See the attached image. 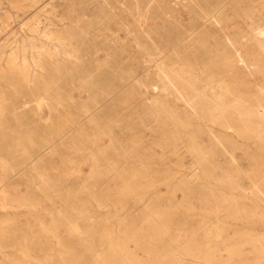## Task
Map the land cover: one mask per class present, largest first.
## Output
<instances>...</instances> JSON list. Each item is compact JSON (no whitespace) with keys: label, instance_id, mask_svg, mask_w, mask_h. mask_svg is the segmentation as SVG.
Listing matches in <instances>:
<instances>
[{"label":"rangeland","instance_id":"1","mask_svg":"<svg viewBox=\"0 0 264 264\" xmlns=\"http://www.w3.org/2000/svg\"><path fill=\"white\" fill-rule=\"evenodd\" d=\"M176 3L177 21L173 31L163 20L157 27L162 32L159 63L166 70L162 73L155 67L145 70L104 67L113 62L118 64L122 57L117 55L106 57L103 67H99L94 65L96 54H84L80 60L89 67L36 71L25 74V78L17 75L14 84L9 81L1 84L0 264H102L110 253L109 246L102 244L103 230L109 231L114 240L125 241V255L132 256L138 264H179L180 261V264H244L247 261L264 264L261 255L255 253L264 248L263 240H257L259 235L264 236V201L253 187L258 185L264 192V145L244 129L238 113L230 105L214 109L211 103L195 94L196 90L186 87L183 80L176 81L174 73L182 68L180 72L190 69L199 78L203 76L200 88L214 79V82L225 81L237 98L250 100L258 94L257 97L262 96L264 73L260 70L264 66V38L254 39L247 32L251 23L248 17L255 13L262 18V23L255 20L257 25L264 26V0H209L206 6L191 8ZM167 4L168 1H163L164 8ZM13 27L15 33L24 32V25L19 22H14ZM3 40L0 36V46ZM131 58L136 57L131 55ZM143 59L144 65L150 64L149 56ZM250 102L253 109L261 105L260 109H264V95L262 101ZM175 119L186 127V137L181 136L184 129H178ZM190 137H195L198 149L203 148L205 155L210 156L208 159L214 157V162L210 160L211 163L203 165L195 160ZM225 141L231 144L226 145ZM196 161L203 165H200L202 170ZM212 167L216 168L215 172ZM206 169L215 177L211 174L205 178ZM194 173L198 176L194 175L196 179L192 177ZM229 176L232 183L224 180ZM232 198L235 205L244 208L246 216L232 218L227 214L232 209ZM159 212L169 215L165 226L162 222L158 227L165 235L157 234L153 224L160 222L154 216ZM135 233H139V239L130 240ZM91 235L95 247L88 250ZM259 242L263 245L259 246ZM193 244L200 246L201 251L192 260L185 256L184 249ZM156 252L164 255L154 258L152 255ZM208 256L213 257L212 261ZM122 261L119 264H124Z\"/></svg>","mask_w":264,"mask_h":264},{"label":"bare ground","instance_id":"2","mask_svg":"<svg viewBox=\"0 0 264 264\" xmlns=\"http://www.w3.org/2000/svg\"><path fill=\"white\" fill-rule=\"evenodd\" d=\"M49 0H0V36H2V39H4L3 43H1L0 46V87L1 84L5 81H9L10 84H14L15 78L17 75H25L30 74L32 72L36 71H46V70H67V69H82L89 67L88 64H84L81 62V58L84 54H96V60L94 64L95 66L103 67V61L106 57L111 55H117L122 57L121 60H119L115 64V62L110 63L104 67H121L123 69H152V67L158 68V70L161 71V73L165 70L163 65L159 63L160 61V54L162 53L160 48V39L162 36V32L159 30L158 25L159 21L163 20L169 25V30L173 31V25L177 21V16H175L174 13V7L177 4L176 2H180L183 6L187 8H191L193 5H203L206 6L209 4V0H186L184 2L183 0H166L168 1V4L166 7H163V1L165 0H54V2L49 3ZM52 1V0H51ZM175 2L173 5H169L171 2ZM228 3V2H227ZM227 4H225L226 6ZM224 7V6H223ZM130 8L132 9V13L130 12ZM221 10V9H220ZM222 11V10H221ZM220 11V12H221ZM3 12H5V15H3ZM226 12V11H225ZM219 13V12H218ZM216 14V13H215ZM214 14V15H215ZM217 15V14H216ZM259 13H255L254 15L249 16L248 18L251 20V23L248 24L249 36H252L254 39L257 38V36L264 38V26L260 27L257 25V21L262 23L261 16L258 17ZM261 15V14H260ZM185 16V15H183ZM256 16L258 17L256 19ZM91 17V18H90ZM94 17L93 20H91ZM182 17V16H181ZM188 17V16H187ZM213 17V16H212ZM211 17V18H212ZM257 20V21H255ZM192 21V20H191ZM212 21V20H211ZM210 21V22H211ZM14 22H19L24 25V29L21 33H15L13 24ZM207 22V21H206ZM205 24V23H204ZM207 25V24H206ZM188 26V25H187ZM153 27L154 30H153ZM23 28V27H22ZM204 28V27H203ZM202 29V28H201ZM146 30H148L146 32ZM150 30V31H149ZM153 30V31H152ZM199 30V29H198ZM197 30V31H198ZM196 31V32H197ZM195 32V31H194ZM199 32V31H198ZM245 33V32H244ZM243 33V34H244ZM153 34V35H152ZM147 38V36H149ZM248 37V36H247ZM250 38V37H248ZM185 40V39H184ZM251 40V39H250ZM183 42V41H182ZM214 42V41H213ZM115 45L118 47L115 49ZM259 47V46H258ZM212 48V47H211ZM242 48V47H241ZM253 48V47H252ZM174 49V48H173ZM244 49V48H243ZM261 51V50H260ZM259 51V52H260ZM262 52V51H261ZM169 53V52H168ZM254 53V52H253ZM188 54V53H187ZM222 54V53H221ZM131 55H134L136 58H131ZM147 55L150 58V64L144 65L143 62L145 61L143 57ZM166 55V54H165ZM171 55V53H170ZM225 55V54H224ZM167 56V55H166ZM165 56V57H166ZM164 57V56H163ZM138 58V59H137ZM257 58V57H256ZM163 59V58H162ZM164 60V59H163ZM224 60V59H223ZM192 61V60H191ZM232 61V59H231ZM259 63V62H258ZM170 64V63H169ZM198 64V63H197ZM264 64V63H262ZM175 65V64H174ZM243 65V64H242ZM173 67V66H171ZM192 68V66H190ZM199 67V66H198ZM167 68V67H166ZM179 69V68H178ZM182 68H180L181 71ZM196 69V68H195ZM198 69V68H197ZM104 70V69H103ZM170 70V68H169ZM184 70V69H183ZM190 70V69H189ZM183 71L176 73L174 71L175 76H177V80H183L182 83L186 84V87L192 88L191 91L196 90L197 96L200 98L205 99V102L211 103L210 105L213 106L216 110H221L226 105H230L233 110H235L238 113V118L245 126L244 129L248 130L249 134L252 136H257L258 139L262 142L261 144L264 145V109H260L262 107L261 103H258L261 105L259 109H253L254 105L253 100H263V95L260 97H257L250 100H246L245 98H237L236 93L231 90L230 84L227 85V83L222 81H215L216 79H213L212 81H208L207 84H205L202 88L199 86L203 84L200 78L193 72ZM231 70V69H230ZM238 70V69H237ZM149 71V70H148ZM166 71V70H165ZM235 71V70H234ZM262 73H264V66H261ZM68 72V71H67ZM145 72V71H144ZM143 72V73H144ZM159 72V71H158ZM170 72V71H168ZM160 73V72H159ZM160 73V74H161ZM172 73V71H171ZM169 73V74H171ZM232 73V72H231ZM234 73V72H233ZM168 74V73H167ZM166 74V75H167ZM165 75V74H164ZM165 75V76H166ZM172 76V75H171ZM174 76V77H175ZM161 77V76H160ZM218 77V76H216ZM21 78V77H20ZM25 78V76H24ZM28 78V77H27ZM164 78V77H163ZM52 79V78H51ZM211 79V78H210ZM219 79V78H218ZM19 80V79H17ZM167 80V78L165 79ZM172 80V79H171ZM209 80V79H208ZM222 80V77H221ZM23 81V80H22ZM136 81V80H135ZM170 81V80H169ZM175 81V82H176ZM232 81H235L232 79ZM8 83V82H7ZM16 83V82H15ZM168 83V81H167ZM174 83V81H173ZM242 83V82H241ZM245 83V82H244ZM171 84V83H170ZM182 85V84H181ZM241 85V84H240ZM8 86V84H7ZM141 86V85H140ZM173 85H171L172 87ZM180 86V84H179ZM235 86V85H234ZM238 86V85H237ZM15 87V86H14ZM185 87V88H186ZM239 87V86H238ZM139 88V87H138ZM184 88V89H185ZM1 89V88H0ZM148 89V88H147ZM188 89V90H189ZM194 89V90H193ZM13 90V88H12ZM176 90V89H175ZM183 90V89H182ZM187 90V89H186ZM20 91V90H19ZM44 91V90H43ZM181 91V90H180ZM163 92H165L163 90ZM190 92V91H189ZM260 92V91H259ZM177 93V92H176ZM192 93V92H191ZM13 94V93H12ZM63 94V93H62ZM119 94V93H118ZM186 94V93H185ZM181 95V94H180ZM178 94V96H180ZM241 96V95H240ZM253 96V95H252ZM196 97V96H195ZM198 97V98H199ZM219 97V98H218ZM6 98V97H5ZM25 98V97H24ZM181 98V97H180ZM197 98V97H196ZM199 98V99H200ZM247 98V97H246ZM129 99V98H128ZM5 99L3 98V101ZM12 100V98H11ZM184 100V98H183ZM109 101V100H108ZM190 101V100H189ZM160 102V101H159ZM228 102V103H227ZM250 102V104L248 103ZM40 103V102H39ZM157 103V102H156ZM204 103V102H203ZM252 103V104H251ZM2 104V102H1ZM10 104V103H9ZM158 104V103H157ZM186 104V103H185ZM264 104V103H263ZM51 105V104H50ZM94 105V104H93ZM253 105V106H252ZM5 106V105H4ZM2 106V107H4ZM164 106V105H162ZM193 108L194 106L191 105ZM207 106V105H206ZM160 107V106H159ZM200 107V106H199ZM202 107V106H201ZM264 107V106H263ZM1 108V107H0ZM7 108V107H6ZM100 108V107H99ZM98 108V109H99ZM209 108V106H208ZM227 108V107H226ZM4 109V108H3ZM84 109V108H83ZM167 109V108H166ZM196 109V107H195ZM230 109V107H228ZM8 110V109H7ZM225 110V109H224ZM4 111V110H3ZM166 111V110H165ZM164 111V113H165ZM169 111V110H168ZM191 111V110H190ZM202 111V110H201ZM208 111V110H207ZM8 113V112H6ZM168 113V112H167ZM170 113V114H169ZM169 117L171 115V111L169 112ZM10 114V113H9ZM19 114V113H18ZM42 114V113H41ZM1 115V114H0ZM3 115V114H2ZM1 115V116H2ZM5 115V114H4ZM161 115V114H160ZM0 116V117H1ZM167 116V115H166ZM188 117V115H186ZM165 117V116H163ZM235 117V116H234ZM166 119V118H165ZM172 119V118H171ZM199 119V118H198ZM169 120V119H168ZM176 120V119H175ZM238 120V119H236ZM3 121V120H2ZM167 121V120H166ZM170 121V120H169ZM200 121V120H199ZM173 122V121H172ZM1 123V122H0ZM178 129L181 127L183 128V123L180 121H177ZM200 123V122H199ZM234 123V122H233ZM2 124V123H1ZM3 125V124H2ZM203 125V124H202ZM236 125V123H235ZM240 125V124H237ZM175 125V128L177 127ZM191 126V125H190ZM189 126V127H190ZM228 126V125H227ZM242 127V124L240 125ZM77 127V126H76ZM188 127V129H189ZM236 127V126H235ZM234 127V128H235ZM238 127V128H241ZM174 128V129H175ZM180 128V129H181ZM237 128V127H236ZM74 129V128H73ZM72 129V130H73ZM172 129V128H171ZM184 129V128H183ZM182 130V129H181ZM239 130V129H237ZM236 130V131H237ZM243 130V129H242ZM240 129V132L242 131ZM243 130V132H245ZM96 131V130H95ZM177 129H175V132ZM183 132L181 133L184 135V131L187 132V129L185 127ZM178 132V131H177ZM210 132V131H209ZM242 132V133H243ZM24 133V132H23ZM174 133V132H173ZM172 133V134H173ZM180 134V132H178ZM177 134L174 133V137ZM187 135H190L187 134ZM220 135V134H219ZM1 136V135H0ZM66 136V135H65ZM102 136V135H101ZM172 136V137H173ZM180 135H178L179 137ZM185 136V135H184ZM212 136V135H211ZM34 137V136H33ZM186 137V136H185ZM214 137V135H213ZM220 137V136H219ZM4 138V137H2ZM68 138V137H66ZM184 138V137H183ZM198 139V137L196 136ZM206 138V136H205ZM74 139V138H73ZM80 139V138H79ZM180 139V137L178 138ZM191 139V151L196 156L195 160L198 159L200 163H204L203 165H206L207 163H211L214 160L208 159L209 157L205 155L204 149H198L197 141L195 137H190ZM207 139V138H206ZM214 139H216L214 137ZM229 139V137L227 138ZM20 140V139H19ZM40 140V139H39ZM176 140V139H175ZM217 140V139H216ZM225 140V139H224ZM235 140V139H234ZM75 141V140H74ZM113 141V140H112ZM140 141V140H139ZM174 141V140H173ZM180 141V140H179ZM189 141V140H188ZM206 141V140H205ZM221 141V139H220ZM232 141V140H231ZM63 142V141H62ZM142 142V141H141ZM175 142V141H174ZM173 142V144H174ZM183 142V141H182ZM217 142V141H216ZM226 145L229 143L228 141H225ZM228 142V143H227ZM252 142V141H251ZM99 143V142H98ZM179 144V142H176ZM181 143V141H180ZM204 143V141H203ZM202 143V144H203ZM212 143V142H211ZM220 143V142H219ZM223 143V141L221 142ZM220 143V144H221ZM3 144V143H2ZM174 144V145H178ZM185 144V143H184ZM231 144V143H229ZM237 144V143H236ZM235 144V145H236ZM183 145V143H182ZM181 145V146H182ZM189 145V144H188ZM217 145V144H216ZM215 145V146H216ZM233 145V144H232ZM234 145V146H235ZM24 146V145H23ZM138 146V145H137ZM180 146V145H179ZM185 146V145H183ZM221 146V145H220ZM224 146V143L222 147ZM231 146V145H230ZM188 147V146H187ZM232 147V146H231ZM190 148V145H189ZM80 149V148H79ZM91 149V148H90ZM184 149V148H183ZM210 149V148H209ZM219 149V147H218ZM224 149V148H223ZM186 150V148H185ZM241 150V148H240ZM188 151V150H187ZM223 151V150H222ZM262 151V150H261ZM191 152V153H192ZM214 152V151H213ZM212 152V153H213ZM224 152H226L224 150ZM176 153V152H175ZM210 153V152H209ZM211 153V154H212ZM219 153V152H218ZM244 153V152H243ZM214 154V153H213ZM52 155V154H51ZM210 155V154H209ZM173 156V155H172ZM192 156V155H190ZM216 156V155H214ZM48 157V156H47ZM189 157V156H188ZM194 157V156H193ZM216 158V157H215ZM232 158V157H231ZM246 158V157H245ZM37 159V158H36ZM192 159V157H191ZM251 159V158H250ZM40 160V159H39ZM193 160V159H192ZM212 160V161H210ZM216 160V159H215ZM219 159H217L218 162ZM233 160V158H232ZM252 160V159H251ZM189 161V160H188ZM194 161V160H193ZM196 161V162H198ZM220 161V160H219ZM216 162V161H215ZM232 162V161H231ZM195 163V162H194ZM199 164V168L202 170V164ZM206 163V164H205ZM41 164V163H40ZM45 165V164H44ZM66 165V164H65ZM202 165V166H200ZM214 165V164H213ZM212 165V166H213ZM28 166V165H27ZM142 166V165H141ZM195 166V164H194ZM193 166V167H194ZM211 167V165H208ZM207 166V169H210ZM217 166V165H214ZM213 166V167H214ZM43 167V166H42ZM192 167V168H193ZM212 167V168H213ZM4 168V167H3ZM204 168V167H203ZM206 168V167H205ZM39 169V168H38ZM196 169V168H195ZM206 169V170H207ZM214 169V168H213ZM216 169V168H215ZM215 169L213 172H215ZM194 170V169H193ZM197 170V169H196ZM199 170V169H198ZM200 170V172H201ZM204 170V169H203ZM192 171V170H191ZM207 170V175L204 174V177L211 175L212 172H209ZM212 171V169H211ZM217 171V170H216ZM4 172V171H3ZM171 172V171H170ZM169 172V174H170ZM196 172V171H195ZM203 172V171H202ZM221 172V170H220ZM49 173V171H48ZM199 173V171H198ZM205 173V172H204ZM19 174V173H18ZM140 174V173H139ZM173 174V173H172ZM171 174V175H172ZM228 174V173H227ZM232 174V173H231ZM134 175V173H133ZM174 175V174H173ZM177 175V174H176ZM195 173L192 175L193 178ZM213 175V174H212ZM230 175V174H229ZM234 175V174H233ZM33 176V175H32ZM47 176V175H46ZM50 176V175H49ZM167 176V175H166ZM175 176V175H174ZM172 176V178L174 177ZM197 176V175H195ZM202 176V175H201ZM214 176V175H213ZM191 177V178H192ZM198 177V176H197ZM205 177V178H206ZM211 177V176H210ZM215 177V176H214ZM225 177V175L223 176ZM46 178V177H45ZM202 178V177H201ZM218 178V177H217ZM132 179V178H131ZM170 179V178H169ZM196 179V178H195ZM204 179V178H202ZM209 179V178H208ZM11 180V179H10ZM29 180V179H28ZM135 180V178H134ZM134 180H132L134 182ZM226 180L228 183H232V178L229 176ZM30 181V180H29ZM137 181V180H136ZM222 181V180H221ZM213 182V181H212ZM218 182V181H217ZM225 182V181H224ZM189 183V182H188ZM33 184V183H32ZM133 184V183H132ZM137 185V184H135ZM134 185V186H135ZM219 185V184H218ZM133 186V187H134ZM152 186V184H151ZM155 186V185H154ZM127 187V186H126ZM150 187V186H149ZM148 187V188H149ZM255 187L256 194L261 199V201H264V192L261 189L260 186L256 185ZM136 188V187H134ZM138 188V186H137ZM141 188V187H140ZM152 188V187H150ZM32 189V188H31ZM145 189V188H144ZM147 189V188H146ZM253 189V188H252ZM126 190V189H125ZM138 190V189H137ZM154 190V189H153ZM175 190V189H174ZM235 190V189H234ZM251 189H249L250 191ZM130 191H132L130 189ZM142 191V190H141ZM148 191H151L148 189ZM233 191V190H232ZM253 191V190H252ZM3 192V191H2ZM128 192V191H127ZM138 192V191H137ZM246 192V191H245ZM251 192V191H250ZM130 193V192H129ZM134 193V192H133ZM139 193H141L139 191ZM214 193V192H213ZM248 193V192H246ZM252 193V192H251ZM250 193V194H251ZM44 194V193H43ZM126 194V193H125ZM124 194V195H125ZM138 194V193H136ZM142 194V193H141ZM218 194V193H217ZM255 194V195H256ZM1 195V194H0ZM123 195V194H122ZM130 195V194H128ZM149 195V194H148ZM168 195V194H167ZM213 195V194H212ZM2 196V195H1ZM22 198V197H21ZM58 198V197H57ZM95 198V197H94ZM168 198V197H167ZM200 198V197H199ZM223 198V197H222ZM250 198V197H248ZM247 198V199H248ZM161 199V198H160ZM45 200V199H44ZM60 200V199H59ZM225 200V199H224ZM257 200V199H256ZM175 201V200H174ZM226 201H224L225 203ZM234 200L232 198L230 206L227 214L237 218L239 215L243 217L244 208H242L240 205H235ZM256 203V202H255ZM43 204V203H42ZM140 204V203H139ZM216 204V203H215ZM53 206V205H52ZM228 206V205H227ZM256 206V205H255ZM187 207V206H186ZM192 207V206H191ZM261 206H259L260 209ZM85 208V207H84ZM198 208V207H196ZM251 208V207H249ZM248 208V209H249ZM255 208V207H254ZM5 209V208H4ZM252 209V208H251ZM169 210V209H168ZM172 210V209H171ZM170 210V211H171ZM187 210V209H186ZM191 210V209H190ZM222 210V209H221ZM175 211V209H174ZM173 211V213H174ZM188 211V210H187ZM218 211V210H217ZM52 212V211H51ZM149 212V211H148ZM165 212V210H164ZM168 212V211H166ZM165 212V213H166ZM177 212V211H176ZM190 212V211H188ZM194 213V210L192 211ZM190 212V213H192ZM196 212V211H195ZM250 212V211H249ZM248 212V213H249ZM165 213H153L156 217L155 219L160 220V222H153L155 227L160 226L162 223V226H165L163 224L166 223L167 216L169 215ZM218 212H216L217 214ZM148 214V213H147ZM151 214V213H150ZM171 214V213H170ZM176 214V213H175ZM205 214V213H204ZM210 214V213H209ZM212 214V213H211ZM219 214V213H218ZM226 214V215H227ZM188 215V214H187ZM196 215V214H195ZM246 216V214H244ZM263 215V214H262ZM175 216V215H174ZM189 216V215H188ZM191 216V215H190ZM225 216V215H224ZM147 217V216H146ZM151 217V215H150ZM175 216L174 218H176ZM187 217V216H186ZM219 217V216H218ZM221 217V216H220ZM219 217V218H220ZM226 218H230L225 216ZM224 217V218H225ZM154 218V217H153ZM217 218V216H216ZM234 218V219H235ZM249 218V216H248ZM149 219V215H148ZM190 219V218H188ZM244 219V218H243ZM246 219V218H245ZM86 220V219H85ZM171 220V219H170ZM170 220H167L170 221ZM205 220V219H204ZM238 220V219H236ZM241 220V218L239 219ZM249 221L247 223L250 222ZM147 221V220H146ZM150 221H152L150 219ZM232 221H234L232 219ZM245 221V220H244ZM72 222V221H71ZM87 222V221H86ZM237 222V221H236ZM144 223V222H143ZM146 223V222H145ZM160 223V224H159ZM149 224L146 223L145 225ZM152 222H150V226L153 225ZM144 225V224H143ZM144 225V226H145ZM153 225V227H154ZM1 226V225H0ZM51 226V225H49ZM152 227V228H153ZM154 227V228H155ZM161 227V226H160ZM2 228V227H1ZM55 228V227H54ZM95 227V232L97 231ZM149 228V227H148ZM151 228V229H152ZM90 229V228H89ZM108 229V228H107ZM160 229V228H159ZM157 230V234L164 232L161 230ZM53 230V229H52ZM143 231V227L141 229ZM150 230V229H149ZM167 230V229H166ZM170 230V228H169ZM220 230V229H219ZM56 231V230H55ZM137 231V230H136ZM147 231V230H146ZM153 231V229H152ZM156 231V229H155ZM211 231V230H210ZM5 232V231H4ZM93 232V231H92ZM216 232V231H215ZM248 232V231H247ZM3 233V232H2ZM145 233V232H143ZM181 233V232H180ZM179 233V234H180ZM183 233V232H182ZM218 233H220L218 231ZM253 232L249 233L252 234ZM257 233V232H256ZM260 233V232H259ZM1 234V233H0ZM71 234V233H70ZM139 233H135L131 237H129L130 240H135L137 238ZM141 234V231H140ZM148 234V233H146ZM209 234V233H207ZM125 235V234H124ZM123 235V236H124ZM127 235V234H126ZM161 235V234H160ZM165 235V234H164ZM187 235V234H186ZM213 235V234H212ZM217 236V233L214 234ZM223 235V233H222ZM254 235V234H252ZM257 235V234H256ZM259 235V234H258ZM159 236V235H158ZM163 237V235H161ZM211 236V235H210ZM250 236V235H249ZM49 237V236H48ZM220 237V236H218ZM248 239V236H246ZM245 237V238H246ZM252 237V236H251ZM249 237V238H251ZM254 237V236H253ZM257 237V236H256ZM255 237V238H256ZM84 238V237H83ZM128 239V237H126ZM166 238V236H165ZM223 238V237H222ZM258 241L264 242V236L259 235L257 237ZM55 239V238H54ZM139 239V238H137ZM155 239V238H154ZM164 239V238H163ZM181 239V238H180ZM215 239V238H212ZM219 239V238H218ZM224 239V238H223ZM222 239V240H223ZM254 239V238H253ZM101 240L102 244H106L109 246L110 253L106 255V257L102 260H100V263L102 261V264H119V260H124V264H138L134 262L132 259V256H126L125 255V241L119 242L114 240L113 237L110 236V232L103 230L101 233ZM120 240V239H119ZM149 240V239H148ZM183 240V239H182ZM256 240V239H255ZM218 242V240H215ZM214 241V242H215ZM221 241V239H220ZM257 241V243H258ZM128 242V241H127ZM126 242V243H127ZM156 242V241H155ZM154 242V243H155ZM164 241L161 243L163 244ZM249 242V241H248ZM252 242V241H251ZM256 242V241H255ZM95 241L94 238L91 235V238L89 240V247L88 250H91V248H94ZM158 243V242H157ZM172 243V242H171ZM254 243V242H253ZM262 243V242H261ZM51 244V243H50ZM59 244V243H58ZM57 244V245H58ZM130 244V243H128ZM177 244V243H176ZM175 244V245H176ZM206 244V243H204ZM209 244V243H207ZM256 244V243H254ZM260 244V242H259ZM86 245V244H85ZM127 245V244H126ZM181 245V244H180ZM186 245V244H185ZM188 245V244H187ZM202 245V244H201ZM228 245V244H227ZM257 245V244H256ZM263 245V243H262ZM261 244L259 246H262ZM103 246V245H102ZM211 246V245H210ZM215 246V245H214ZM86 247V246H85ZM105 247V246H104ZM130 247V246H129ZM128 247V248H129ZM203 247V246H202ZM212 247V246H211ZM248 247V246H247ZM155 248V247H154ZM153 248V249H154ZM158 248V247H157ZM176 248V247H175ZM197 245H191L187 247L186 249H182L185 256H190L191 258L196 257L197 253L201 250H199ZM207 247H203V249L206 250ZM215 248V247H214ZM218 248V246H217ZM240 248V247H239ZM245 248V247H244ZM258 249L256 254L259 253L261 255V259L264 261V248ZM85 248L84 250H86ZM150 249V248H149ZM208 249V248H207ZM256 249V248H255ZM102 250V249H101ZM156 250V249H155ZM154 250V251H155ZM181 250V251H182ZM213 250V249H211ZM235 250V249H234ZM237 250V249H236ZM107 251V252H109ZM147 251V250H146ZM175 251V250H174ZM180 251V252H181ZM183 251L181 253H183ZM210 250H208L209 252ZM215 251V250H214ZM220 251V250H219ZM232 251V250H231ZM151 252V251H150ZM149 252V254H150ZM153 252V251H152ZM20 253V252H19ZM27 253V252H26ZM131 253V252H130ZM162 252H160L161 254ZM167 253V252H166ZM180 253V254H181ZM216 252H214L215 254ZM236 253V252H235ZM238 253V250H237ZM240 253V252H239ZM127 254H129L127 252ZM159 253H153L154 258L160 259L161 255H158ZM173 254V253H172ZM171 254V255H172ZM232 254V253H231ZM254 254V253H253ZM26 255V254H25ZM28 255V254H27ZM147 255V254H146ZM164 255V254H163ZM170 255V253H169ZM200 255V253H199ZM210 255V254H209ZM220 255V254H219ZM237 255V254H236ZM99 256V255H98ZM137 256V255H136ZM149 256V255H148ZM173 256V255H172ZM181 256V255H180ZM211 256V255H210ZM208 256V259L210 258ZM231 256V255H230ZM138 257V256H137ZM151 257V258H153ZM166 256H164L165 259ZM176 257V256H175ZM213 257H215L213 255ZM210 258L211 259H213ZM234 258V256H232ZM255 257V256H254ZM101 258V257H100ZM150 258V257H148ZM163 258V257H162ZM161 258V261H163ZM171 258V257H170ZM174 258V257H173ZM179 258V257H178ZM192 258V260H193ZM221 258V257H220ZM219 258V259H220ZM243 258V256H242ZM248 258V257H247ZM43 259V258H42ZM141 259V258H140ZM183 259V258H182ZM215 259V258H214ZM219 259L217 262L220 263ZM239 259V258H238ZM260 259V260H261ZM44 260V259H43ZM48 260V259H47ZM126 260V262H125ZM167 260V257L165 261ZM169 260V259H168ZM175 260V259H173ZM178 260V259H177ZM188 260V259H185ZM190 260V259H189ZM188 260V261H189ZM196 260V259H194ZM209 260V261H210ZM223 260V259H222ZM51 261V260H50ZM164 261V262H165ZM207 261V262H209ZM212 261V260H211ZM243 261V260H242ZM259 261V260H258ZM36 262V261H35ZM63 262V261H62ZM151 262V261H150ZM154 262V261H152ZM158 262V260H157ZM168 262V261H167ZM171 262V261H169ZM173 262V261H172ZM177 262V261H176ZM185 262V261H184ZM216 262V263H217ZM232 262V261H231ZM248 262V261H247ZM244 264H248V263ZM257 262V261H256ZM178 263V262H177ZM181 261L179 262V264ZM183 263V262H182ZM215 263V261H214ZM223 263V261H222ZM226 263V262H225ZM224 263V264H225ZM241 263V262H239ZM250 263V261H249ZM69 264V263H68ZM97 264V263H96ZM150 264V263H149ZM159 264V263H158ZM163 264V263H162ZM194 264V263H193ZM242 264V263H241ZM252 264V263H251ZM256 264V263H255ZM261 264V263H259ZM263 264V262H262Z\"/></svg>","mask_w":264,"mask_h":264}]
</instances>
